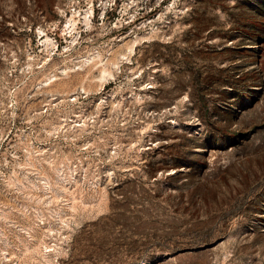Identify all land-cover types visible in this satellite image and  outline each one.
<instances>
[{
	"label": "rangeland",
	"instance_id": "obj_1",
	"mask_svg": "<svg viewBox=\"0 0 264 264\" xmlns=\"http://www.w3.org/2000/svg\"><path fill=\"white\" fill-rule=\"evenodd\" d=\"M0 264H264V0H0Z\"/></svg>",
	"mask_w": 264,
	"mask_h": 264
},
{
	"label": "bare ground",
	"instance_id": "obj_2",
	"mask_svg": "<svg viewBox=\"0 0 264 264\" xmlns=\"http://www.w3.org/2000/svg\"><path fill=\"white\" fill-rule=\"evenodd\" d=\"M92 13H93V10H92V6H91L89 8L88 15H87V17L85 19L86 23L90 22ZM79 15H80V13H77L76 11L72 13L71 18H69L66 21V23L64 24L65 25V28H64L65 31L68 30L67 32L69 33V32H72V31H74L76 29V24L78 23V20L80 19V18H78ZM40 32L43 33V30H40ZM43 42L44 43H49L50 42V39H49V37L47 35H45V39H44Z\"/></svg>",
	"mask_w": 264,
	"mask_h": 264
}]
</instances>
